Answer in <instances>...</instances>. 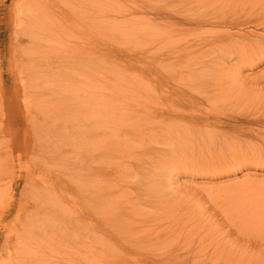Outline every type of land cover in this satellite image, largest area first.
<instances>
[{"label":"rangeland","instance_id":"374dc122","mask_svg":"<svg viewBox=\"0 0 264 264\" xmlns=\"http://www.w3.org/2000/svg\"><path fill=\"white\" fill-rule=\"evenodd\" d=\"M29 2L0 0V264H111L94 258L90 249L86 250L87 247L83 246V242L89 239L88 224L76 226L73 218L68 221V218L74 217L75 222H81L83 216L92 209L88 202L91 195L90 154L93 148L91 114L96 106L94 103L98 100L121 105V114L113 118V126L126 128L140 125L137 137H146L145 142H136L131 148L135 154L133 158L143 159L142 169H146V172L141 169L140 179L129 177L132 191L143 195L155 181L172 176V184L164 193L170 201L157 207H136L146 213L154 212L155 216L158 215L156 219L162 215L165 217L157 219L160 222H157V227L144 228L142 237L147 234L144 239L159 241L163 245L166 243L177 253L184 252L189 245L196 249L203 248L209 253L218 245L223 248L222 253L215 254L214 258L207 257L197 261L190 259L186 263L171 261L167 264H264V227H254L253 222L249 220L250 213L242 215L251 209L261 211L263 207L261 202L264 201V163L252 162L251 155L263 156L264 151L251 153L246 147L256 144L263 148L261 138L264 136V129L262 134L259 133V137L249 132L232 131L230 135L238 138L240 149H198L192 152L174 149L175 151L158 157L152 166H147L146 162L150 163L152 150L154 152L160 147L157 144L159 138L152 127L156 100L170 99L167 92L165 95L162 92L161 96L156 97L155 88L158 87L154 86L153 81L154 68L156 69L154 40L125 36L121 25L108 23L105 16L106 0H37L36 3L31 1L32 6L27 8ZM214 4L226 5V9H222L224 14L240 13L237 15L238 23H235L231 33L242 34L247 39L254 35L264 37V21L260 18L264 13V0H215ZM233 6H237L238 11L243 10L239 13L234 9L228 11ZM26 10L37 15L35 19H38L33 22V26L36 22L38 27L36 30L26 28V35L22 36L23 28L31 21L28 18L25 24L23 17ZM52 13H56L58 17H49ZM42 14L45 16H41ZM16 19L23 21L22 28L14 25ZM53 20L56 24H52V27L42 26L45 22L49 24ZM45 29L52 32L44 34ZM214 30H218V27H213L212 31ZM30 35L34 37L33 44ZM17 43L20 46L16 48ZM23 43L30 46L24 50ZM112 50H119L120 57L115 58ZM181 57L179 62L182 63L185 56ZM261 59L260 62L253 60L249 63L250 67H245L241 73L242 76H247L245 82L249 90L244 100L240 99L244 103L234 107V114L236 120H240L235 124L243 128L252 127L247 123L256 118L250 100H262L264 103V56ZM163 66L165 69L161 74L164 76L159 89L161 90L160 85H163V90L169 91L174 86L172 73L164 63ZM175 71H179V68L172 69L173 73H176ZM135 136L136 134L133 137ZM40 148L44 150L45 162L39 159L38 165L30 166L35 171V180L31 182L38 183V172L42 168L43 177L53 182L48 193L64 203L68 214L64 219L59 216L61 212L57 210L53 211V216L44 217L43 220L41 216L38 221L32 220V224L26 226L28 237H32L33 233L53 234L46 242H41L42 247L29 252L24 240L30 238H19L23 232L19 224L12 223H15L17 218H13L16 215L14 213L19 209L24 208L27 213L32 210V202H23L20 198L28 184L24 177V166L26 162L32 164L28 159L37 155ZM54 158H57V162ZM134 159L133 162H137ZM149 166L157 168L158 172L147 179ZM231 182L240 183L238 187L243 188L217 198L216 195L210 194L215 189L218 190L217 188L230 186ZM231 195L235 203L230 206L222 197ZM45 203L52 207L54 204L49 198ZM172 220H180L182 223L171 225ZM175 224H182L184 230L181 226L180 228L184 235L172 240L171 237L168 238L169 234L176 233L170 226L175 229ZM191 227L193 230L190 233ZM133 232L136 231L128 230L120 235L126 239L131 236L133 239ZM156 234L158 238L155 237ZM133 256L119 258L123 261L117 264H134L135 261V264H163L161 260L143 261L137 259V256H134L133 260Z\"/></svg>","mask_w":264,"mask_h":264},{"label":"bare ground","instance_id":"6f19581e","mask_svg":"<svg viewBox=\"0 0 264 264\" xmlns=\"http://www.w3.org/2000/svg\"><path fill=\"white\" fill-rule=\"evenodd\" d=\"M31 1L32 3H36L37 0H30V2ZM25 2L28 3L29 0H25ZM214 2L215 0H210L209 2H203L201 0H106L107 11L105 16L108 23L121 25L125 36L134 38L145 37L154 40L156 45V58L154 59L156 62V69L154 68L153 81L154 86L158 87L155 88L156 97L161 96L162 92L163 95L167 92L170 98H168L169 100L157 99L153 115L151 114L154 117L152 127L154 133L158 136L157 138H159L158 142L156 139H154V141L156 140L155 142H157L160 147H155L156 149L154 152L152 150V154L150 153L151 156H149L150 163L146 162L147 166H152L158 157L160 158L169 151H175L174 149L184 152H192L198 149V151L208 149L222 151V149L225 148L240 149L241 144L238 142V138L235 136L231 137L230 135L232 131L235 132L240 130L245 133L249 132L258 137L259 133H263L264 103H262V100H250L252 106H254V113L256 115V118H254L255 120L247 123L249 126L252 125V127L243 128L235 124L240 120H236L234 107H237V105L239 107V104L244 100L243 98L247 96L246 92L249 90L245 82L247 76H242L241 73L245 67H250L249 63H252L253 60H259V62L262 60L261 58L264 56V37L254 35V39L253 37L247 39L242 34L231 33L230 31L235 27V23H238L236 22L237 15H239V12L243 9H239L238 11L237 6H233L228 9V11L234 9V11L237 10L238 12L236 13L239 14L228 15V13L224 14L222 10L226 5L220 4V6L214 4ZM32 3L28 6L26 5L27 8L32 6ZM35 10L37 11V9ZM43 14L41 16H45ZM249 14L251 13L249 12ZM263 15L260 18L264 21ZM36 16V14H32L28 10L24 12L23 18H25V24L29 18L31 21L28 22L31 25L28 24L27 27L23 28L22 36L26 35V28H34L36 30L38 27L35 25L36 22L33 26V22L38 19H35ZM49 17L55 19L58 15L52 13ZM228 17L230 20H227ZM46 19L47 21L49 20L48 18ZM22 24L23 21L21 19L15 20L14 25L22 28ZM52 24H56V21L53 20L49 24L45 22L41 25L43 27L49 25L50 28ZM215 26L218 27V30L212 31ZM48 32L52 31L47 29L43 31L44 34ZM30 37H32L31 40L33 44L34 37L33 35H30ZM23 44L22 47H24V50L30 46L27 43ZM19 46L20 44L17 43L16 48ZM111 53L114 54L115 58H119L121 55L119 50H112ZM181 55L185 56V60L182 63L179 62V58L182 59ZM163 63L172 73L171 80L174 82V86H172L169 91L163 90V85H160L161 90L159 89V84L164 76L161 74L162 70L165 69ZM173 65L179 68V71H175L176 73L172 72V69H176ZM168 73L169 72H167V75L169 76ZM159 90L161 92L158 95L157 93ZM231 98L235 100H229ZM103 101L105 100H98L94 103L96 106L91 114L93 128L91 133L93 148L90 154V159L92 161V166L90 168L91 184L89 187L91 189V195L89 196L90 200H88L89 198L87 200L92 209L90 213L83 216L81 222H75L74 217L68 218V221L73 218V222L76 226H80L84 223L88 224L90 233H88L89 239L83 242V246L87 247V249L84 248L86 250L89 248L94 258L103 259L111 264L115 262L116 264L117 262L120 263L123 260L119 258L124 256L132 257V255L137 256L136 258L139 260H161L160 262L167 264L171 261L186 263L190 259L192 261L194 259L197 261L204 258L207 259V257L214 258L215 254L222 253L223 248L221 245H218L211 253L203 248L196 249V247H190V245L186 246L188 249H184V252L177 253L166 243L163 245V243L159 241L156 242L149 241L150 239H144L147 234L142 237V230L144 228L157 227V222H159L157 219L160 220L162 216L163 219L165 217L162 215L160 218L156 219L158 215L155 216L154 212L146 213L137 210L136 207L138 205L144 207H157L166 203L168 200L170 201V199H166L164 193L172 184V176L170 175L171 177H167L165 175L167 178L165 176H163L165 178L160 176V178L163 179L157 181H155V178V183L151 185L152 188L148 187V189L144 186L147 188L146 191L148 193L146 192L143 195L132 191L131 182L128 180L131 178L129 177L140 179L142 170L144 169H142L143 164L141 163L143 159H134L133 156H135V154L131 148L136 142H145L146 137L145 139L141 138V135L137 137V130H139L140 125L126 128L113 126L112 120L116 115L121 114L122 107L116 102ZM245 103L247 105V102ZM247 107L248 106H246V108ZM241 124L240 122V125ZM135 134L136 136L133 137ZM132 139H134L135 142ZM7 140L9 141V138H7ZM261 140L263 142L261 144H264V136ZM250 143L252 142L250 141ZM246 148H248L251 153H262L261 151H264V147L262 148L260 145L257 146L256 144H252ZM29 152L27 154H29ZM39 159L42 160L41 162H45V153L42 148L39 149L37 155L28 159L32 164L26 162L24 166L26 171L24 177L28 184H26L23 189L20 198L23 202H28L30 200L32 202V210L30 213H27L24 208H21L14 213L16 215L13 217L17 219L15 223L12 224H19L23 232L19 238L23 240L28 237L29 231L26 226H30L32 220L38 221L41 216L43 220L44 217L55 215L53 211L57 210L61 212L59 216L64 217V219L68 214L67 209L64 207V203L58 201L52 194L48 193L50 190L49 187L53 185V182L43 177L44 173L42 168L39 170L38 176L36 175L38 183L31 182L35 180L33 179L35 171L32 170L30 166L33 167L38 165L40 163L38 162ZM133 159L137 162H133ZM54 160L57 162V158H54ZM251 161L255 163H264V153L263 156L259 155V157L251 155ZM149 170L150 172L148 171L149 175H147V179L152 178L153 175L158 172L157 168L154 169V167L151 168L150 166ZM221 170H223L222 167ZM230 184V186L220 189L217 188L218 190L213 189L214 191L210 194L216 195L215 198H217L218 196L224 194L229 195L243 188V186L238 187L240 183L231 182ZM144 187H142L143 190ZM232 196L233 195L224 196L222 199L229 202L231 206L235 203ZM47 198L53 201V207L45 203ZM149 203H151V205H149ZM262 203L263 207L260 209L261 211L258 209L257 211H255L256 209H251L242 214H251L249 220L253 222L254 227H256V225H262V227H264V201H262L261 204ZM239 213L241 215L242 209ZM172 218L173 216H171V219ZM174 220H172L173 224L171 225H174L176 222H181L180 220ZM179 225L181 226L182 224ZM180 226H177L175 229L173 226H170L171 230L173 229L172 231L176 234H169L168 238L171 237L173 240L174 238H179V236L184 235V233L181 232V228L182 230L184 229L182 226L180 228ZM161 227L163 228L164 226L161 225ZM167 227V229H169V225ZM128 230L129 232L136 231L135 233L133 232L135 235L133 239L131 236L126 239L125 236L123 237L120 235V233H124V231L128 232ZM192 230L191 227L189 229L190 233ZM51 234H53V232ZM51 234L33 233L32 237H28L30 239L24 240V242L27 243L28 251L31 252V250L42 247L41 242L43 240L46 242ZM129 234L130 233H128V235ZM158 235L160 234L158 233ZM158 235L156 234L155 237L158 238ZM165 236L167 237V235ZM121 238L123 240H118ZM75 246L78 248V245L75 244ZM157 250H159V252H157ZM134 256L133 260H135ZM43 264L53 263L44 262Z\"/></svg>","mask_w":264,"mask_h":264}]
</instances>
